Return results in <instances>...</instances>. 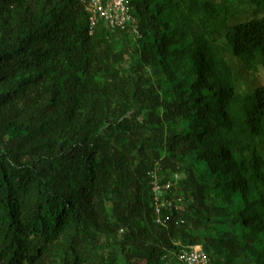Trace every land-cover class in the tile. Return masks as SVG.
I'll use <instances>...</instances> for the list:
<instances>
[{"label": "trees", "instance_id": "obj_1", "mask_svg": "<svg viewBox=\"0 0 264 264\" xmlns=\"http://www.w3.org/2000/svg\"><path fill=\"white\" fill-rule=\"evenodd\" d=\"M128 4L0 0V264H264V0Z\"/></svg>", "mask_w": 264, "mask_h": 264}, {"label": "built area", "instance_id": "obj_2", "mask_svg": "<svg viewBox=\"0 0 264 264\" xmlns=\"http://www.w3.org/2000/svg\"><path fill=\"white\" fill-rule=\"evenodd\" d=\"M84 5L89 28L95 27L98 22H104L108 27L114 29H125L130 27L136 33V25L130 13L128 0H80ZM168 185L160 184L156 178L151 184V193L155 203L156 212L161 205L171 206L172 202L167 200L161 202ZM177 264H210L206 251L199 245H189L181 249L177 254Z\"/></svg>", "mask_w": 264, "mask_h": 264}, {"label": "rangeland", "instance_id": "obj_3", "mask_svg": "<svg viewBox=\"0 0 264 264\" xmlns=\"http://www.w3.org/2000/svg\"><path fill=\"white\" fill-rule=\"evenodd\" d=\"M248 8L249 6L247 4L240 5V9L242 10H247ZM245 15H243V17ZM225 56L234 70L236 78L240 84L248 86L249 89H253L257 85H264V70L261 67H259L256 72H251L248 71L243 63L230 52H225Z\"/></svg>", "mask_w": 264, "mask_h": 264}]
</instances>
